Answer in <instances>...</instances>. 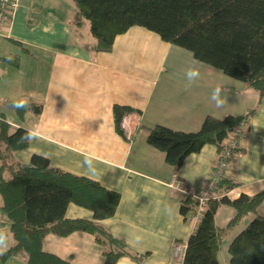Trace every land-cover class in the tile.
<instances>
[{
  "label": "crops",
  "instance_id": "0c3cea01",
  "mask_svg": "<svg viewBox=\"0 0 264 264\" xmlns=\"http://www.w3.org/2000/svg\"><path fill=\"white\" fill-rule=\"evenodd\" d=\"M76 12L72 0H18L0 35V116L11 129L37 133L15 157L27 162L41 155L61 171L120 194L113 216L99 222L124 245L127 254L117 264H180L173 246L185 247L196 226L192 216L184 219L179 212L185 198L179 188L200 191L220 153L206 144L179 167L171 166L146 142L147 129L196 131L206 116L253 111L225 176L235 186L217 191L230 200L252 196L264 190V93L259 98L245 83L141 26L116 35L109 51H97L88 22L77 24ZM189 69L198 70V78L189 81ZM217 87L224 99L219 105L211 99ZM12 101H26L30 108L19 117ZM31 105L40 111L33 112ZM115 105L133 109L126 114L129 133L121 126L124 135L115 128ZM174 179L178 188L170 187ZM262 205L255 214L262 216ZM234 213L219 204L215 225L224 227ZM65 217L92 219V212L71 203ZM42 250L71 264L103 262L101 246L83 231L65 237L49 233ZM12 257L13 264H25L24 253Z\"/></svg>",
  "mask_w": 264,
  "mask_h": 264
},
{
  "label": "trees",
  "instance_id": "16d2710c",
  "mask_svg": "<svg viewBox=\"0 0 264 264\" xmlns=\"http://www.w3.org/2000/svg\"><path fill=\"white\" fill-rule=\"evenodd\" d=\"M76 6L77 24L88 22L95 39V50L109 51L116 35L131 26L155 32L172 45L188 51L192 57L220 70L224 75L264 93V0H72ZM19 117L30 108H16ZM33 112L40 108L31 105ZM130 107H113L116 131L124 135L121 120ZM253 111L246 115L215 118L206 116L196 131L174 130L163 125L148 128L146 142L163 153L167 164L179 167L190 154L206 144L220 153L229 134ZM29 131L11 129L0 116V214L9 222L8 231L14 244L0 254V264L17 253L26 255L25 264H71L44 252L45 235L65 237L75 231L92 234L102 248V264H117L126 255L124 245L100 224L115 213L120 194L106 189L86 177L61 171L41 155H32L27 162L15 152L27 148L29 141L21 137ZM223 177L217 182L221 191L233 188ZM264 200V190L252 196L241 194L230 200L226 196L210 200L189 235L180 264H219L217 253L228 229L244 216L254 214L228 245L229 264H264V216L255 214ZM88 209L92 219L66 218L68 204ZM219 204L235 211L224 227L214 223ZM194 203L180 201L184 219L194 214Z\"/></svg>",
  "mask_w": 264,
  "mask_h": 264
},
{
  "label": "built area",
  "instance_id": "2783aa9c",
  "mask_svg": "<svg viewBox=\"0 0 264 264\" xmlns=\"http://www.w3.org/2000/svg\"><path fill=\"white\" fill-rule=\"evenodd\" d=\"M18 0H0V35L3 33V28L10 23L13 12L17 8ZM127 115H124L121 120V126L129 133V127L126 125ZM244 123H240L235 129L229 134L223 142V149L221 150L217 161L215 162L213 169L210 174L205 178L203 188L200 191H193L189 189H181L180 192L185 198H188L194 203L195 211L192 215L194 226L199 222L203 210L210 200L219 199L222 197L219 194L217 182L226 176L230 169V163L234 155L239 150V140L242 137ZM170 187L178 188V181L175 179L171 181ZM0 224L3 225V229L0 227V232H3L5 228L9 227V222L0 214ZM8 226V227H7ZM3 230V231H1ZM3 243L0 244V254L3 250ZM184 246L175 244L173 246L174 258L180 259L183 257Z\"/></svg>",
  "mask_w": 264,
  "mask_h": 264
},
{
  "label": "rangeland",
  "instance_id": "374dc122",
  "mask_svg": "<svg viewBox=\"0 0 264 264\" xmlns=\"http://www.w3.org/2000/svg\"><path fill=\"white\" fill-rule=\"evenodd\" d=\"M176 66L182 67L183 65H181V62H180ZM176 194H178V193H176ZM262 203H263V205L260 208H258V212H261L262 216H264V202H262ZM222 216H224V213ZM252 216H253V214H251V213L247 214L233 228H230L227 230L225 236L223 237V240H222L221 246L218 250V253H217V259H218L219 264H229L228 245L231 241V238H232V236L236 235L241 229H243L248 224V222L252 218ZM2 233H4V232H2ZM4 235L7 237V239L3 242L4 248H5V247H8L10 244H12L13 240L10 236L9 231H6V233ZM14 260H15V258H13L11 256L2 264H13L12 261H14ZM16 261L18 262L19 259ZM20 264H23V262Z\"/></svg>",
  "mask_w": 264,
  "mask_h": 264
},
{
  "label": "clouds",
  "instance_id": "9594fccd",
  "mask_svg": "<svg viewBox=\"0 0 264 264\" xmlns=\"http://www.w3.org/2000/svg\"><path fill=\"white\" fill-rule=\"evenodd\" d=\"M186 76L188 78L189 81H192L196 78H198L199 76V72L196 69H189L186 73ZM221 88L217 87L211 96V99L213 101H216L217 104H222L224 102V99L221 96ZM26 101H19L18 103L15 104L16 108H24L26 107ZM37 136V133L35 131H31L26 133L24 136L21 137V141H30L31 139H33L34 137ZM7 239V237L4 235V233L0 232V244H2L5 240Z\"/></svg>",
  "mask_w": 264,
  "mask_h": 264
}]
</instances>
